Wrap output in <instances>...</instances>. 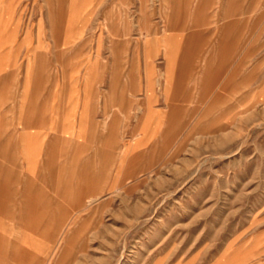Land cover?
Masks as SVG:
<instances>
[{
	"label": "rangeland",
	"instance_id": "1",
	"mask_svg": "<svg viewBox=\"0 0 264 264\" xmlns=\"http://www.w3.org/2000/svg\"><path fill=\"white\" fill-rule=\"evenodd\" d=\"M11 2L105 119L50 133L0 264H264V0Z\"/></svg>",
	"mask_w": 264,
	"mask_h": 264
},
{
	"label": "crops",
	"instance_id": "2",
	"mask_svg": "<svg viewBox=\"0 0 264 264\" xmlns=\"http://www.w3.org/2000/svg\"><path fill=\"white\" fill-rule=\"evenodd\" d=\"M20 11L11 0H0V221L38 218L33 215L42 204L37 177L51 132L67 137L76 123L105 119L96 102L103 85L90 73L82 79L72 65L58 64L48 73L45 66L53 59L45 56L52 55L44 52L40 34L31 43L21 33ZM69 59L73 52L64 58Z\"/></svg>",
	"mask_w": 264,
	"mask_h": 264
}]
</instances>
